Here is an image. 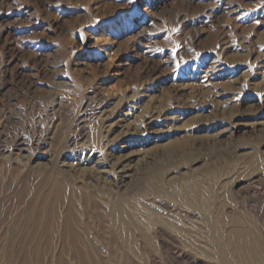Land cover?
I'll use <instances>...</instances> for the list:
<instances>
[{"label":"rangeland","instance_id":"1","mask_svg":"<svg viewBox=\"0 0 264 264\" xmlns=\"http://www.w3.org/2000/svg\"><path fill=\"white\" fill-rule=\"evenodd\" d=\"M221 211L264 238V0H0V264H220Z\"/></svg>","mask_w":264,"mask_h":264},{"label":"bare ground","instance_id":"2","mask_svg":"<svg viewBox=\"0 0 264 264\" xmlns=\"http://www.w3.org/2000/svg\"><path fill=\"white\" fill-rule=\"evenodd\" d=\"M193 187L196 190L199 189L201 196L194 198V192L184 182L182 183L184 199L199 212L208 214L212 209L213 199L206 198L198 185ZM57 189L58 194H61L63 189L60 186ZM115 204L113 211L110 210L112 212L110 215L119 228V236L126 242H130L135 233L143 231V225L138 219L139 216L131 210L132 203L118 198ZM243 220L248 222L247 228H242ZM227 222L231 225L224 229ZM207 227L208 233L213 238L212 243L215 245L214 256L218 258L220 264H264V238L259 234L255 223L247 217L235 215L228 220L221 211L213 222L210 218L208 219ZM179 230H182L185 235L189 234L183 228ZM185 242L186 247H193L190 238ZM204 254L209 255L207 252Z\"/></svg>","mask_w":264,"mask_h":264}]
</instances>
